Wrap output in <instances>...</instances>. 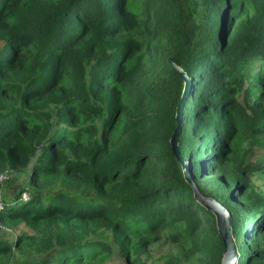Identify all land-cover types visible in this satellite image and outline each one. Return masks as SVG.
<instances>
[{
    "label": "trees",
    "instance_id": "trees-1",
    "mask_svg": "<svg viewBox=\"0 0 264 264\" xmlns=\"http://www.w3.org/2000/svg\"><path fill=\"white\" fill-rule=\"evenodd\" d=\"M126 1L0 0V174L22 169L26 183L0 202V219L44 222L27 251L39 258L56 251L39 264H78L90 251H108V241L84 237L90 224L83 222L100 220L118 247L123 237L144 234L141 247L171 227L199 253L202 261L194 264H220L215 218L195 200L170 150L183 87L171 59L191 78L178 137L181 156L198 189L229 210L237 264H264V196L250 199L254 186L238 173L223 191L206 183L224 170L230 154H239L231 146L234 137L260 132L264 123V88L253 100L243 92L241 100L246 80L264 86V0H167L163 29L151 30L146 23L139 27ZM155 35L168 36L161 44L171 46L165 55L170 68L147 89L140 83ZM136 51L142 53L135 63L124 66ZM119 93L125 106L117 103ZM7 94L9 101L2 98ZM122 108L127 137L116 145L109 132ZM147 127L162 132L152 144L144 141L155 148L140 149L141 138L126 146L130 135ZM42 182L57 188L34 192ZM7 244L0 238V252Z\"/></svg>",
    "mask_w": 264,
    "mask_h": 264
},
{
    "label": "rangeland",
    "instance_id": "rangeland-1",
    "mask_svg": "<svg viewBox=\"0 0 264 264\" xmlns=\"http://www.w3.org/2000/svg\"><path fill=\"white\" fill-rule=\"evenodd\" d=\"M126 3L125 10L139 18V27H142L144 23H146L149 30L152 28L163 29L160 17H167L169 15L166 5H171V2L167 0H127ZM147 11H149L148 16L146 15ZM257 22L258 21H254V25ZM165 34L170 37L169 28ZM167 35L162 37H157V35H155L151 38L150 48L145 57L148 64L146 68L147 75L141 80L140 86L150 89L155 83L167 77L170 67L166 63L168 57L165 55L171 49V46H169V44H161V40L168 37ZM121 37L126 38V35L122 34ZM156 42H159V44L156 45ZM154 47H156L155 50ZM139 53L142 52L136 51L134 54L130 55L124 66L131 67L135 63ZM258 66L259 64L257 61L254 71H256ZM65 85L66 83L63 81L59 88H64ZM262 88H264V86L258 87L254 80H246L243 88L244 91L243 89L241 91V100L243 99V92L246 91L248 97L253 100L254 95L256 93L258 94ZM167 89L168 93L171 94V87L167 86ZM164 95L168 94L164 93ZM10 97V94L2 96L6 101H9ZM116 98L119 105L124 104L125 106V103H128V100L121 93H119V95L116 94ZM260 108L264 110V100ZM125 110L124 108L121 109V113L115 118L113 128L110 129L111 131L109 132L110 137H112L113 140H117L116 145L120 142V138L127 137L126 134H123V123L125 118L128 117V113L125 112ZM262 120L264 122V118L259 121ZM99 122H101V119ZM159 135H162L161 131L147 127L146 129L137 131L135 135H130L128 141L126 140V146L130 147L135 139L141 138L140 149L142 147L153 149L156 147L155 145H144V143L149 142L152 144L154 142V137ZM231 146L238 149L239 154L229 155L222 172L207 176V185L223 191L222 187L230 182L228 179L231 178L232 175L238 173L239 177L247 179L251 185L254 186L255 192H249L250 199L256 200L258 195L264 196V169L260 168L264 167V165L256 169L251 167L256 163L264 164V123L261 126L260 132L237 134L232 140ZM30 165L31 164L28 163L24 169H29ZM21 170H8L0 174V202L3 201V199L4 201H10L23 186H26L24 172ZM56 188V185L42 182L39 188L34 189V192L37 189L42 193L45 191L51 192ZM27 191L26 194L28 193ZM245 200L246 198L239 200L240 207L246 205ZM242 201L245 203L243 204ZM83 223L90 224L86 228L87 233L86 236H84L85 239H104L109 242V250L104 252L98 251L95 254H91L92 251H90L87 255L83 256L84 260L78 264H194L197 260L202 261L199 253L190 250L189 241L184 242L183 239L179 241L174 237V230H172L171 227L162 229L157 240L154 242L151 240L152 242L149 241L147 244L143 243L140 245L141 247L137 245V242L144 237L146 238L144 234L123 237L124 239L120 246L121 249L118 245L116 246L111 243V231L105 227L101 220L95 223L87 221ZM43 226L44 222L39 220H25L22 218L0 219V238L7 240L9 243L7 244L9 248H5L6 250L0 252V264H39L44 257L51 258L52 254L56 251L55 249L42 254L40 258L38 255L27 251L30 237L38 233ZM149 235L152 236L151 234ZM201 237H205L207 243H211L209 234L202 235ZM201 237L199 243L202 245ZM249 241L252 243L253 239H249Z\"/></svg>",
    "mask_w": 264,
    "mask_h": 264
},
{
    "label": "water",
    "instance_id": "water-1",
    "mask_svg": "<svg viewBox=\"0 0 264 264\" xmlns=\"http://www.w3.org/2000/svg\"><path fill=\"white\" fill-rule=\"evenodd\" d=\"M172 69L183 80V88L180 99L175 111V127L169 137V144L171 154L180 163L183 176L186 182L191 186L195 200L207 211H209L215 218L216 229L223 245V253L220 264H237L239 257L236 241L233 237L231 226V214L229 210L217 199L205 196L197 187L194 179L190 173L189 163L180 153L178 137L181 132V120L183 113V106L190 92L191 78L180 66L169 59Z\"/></svg>",
    "mask_w": 264,
    "mask_h": 264
},
{
    "label": "built area",
    "instance_id": "built-area-1",
    "mask_svg": "<svg viewBox=\"0 0 264 264\" xmlns=\"http://www.w3.org/2000/svg\"><path fill=\"white\" fill-rule=\"evenodd\" d=\"M0 208H1V203H0Z\"/></svg>",
    "mask_w": 264,
    "mask_h": 264
}]
</instances>
